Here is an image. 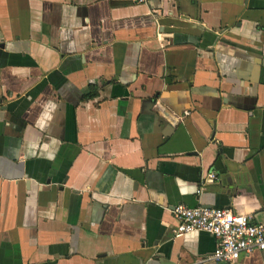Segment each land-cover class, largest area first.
<instances>
[{"label": "crops", "instance_id": "1", "mask_svg": "<svg viewBox=\"0 0 264 264\" xmlns=\"http://www.w3.org/2000/svg\"><path fill=\"white\" fill-rule=\"evenodd\" d=\"M177 204L264 225V0H0V264H228Z\"/></svg>", "mask_w": 264, "mask_h": 264}, {"label": "built area", "instance_id": "2", "mask_svg": "<svg viewBox=\"0 0 264 264\" xmlns=\"http://www.w3.org/2000/svg\"><path fill=\"white\" fill-rule=\"evenodd\" d=\"M214 179V173L208 172L203 182ZM171 214L176 220L174 236L203 231L214 238V248L207 256L209 260L230 264L240 255L264 251V225L251 222L246 214L233 213L229 208L182 204L174 205Z\"/></svg>", "mask_w": 264, "mask_h": 264}]
</instances>
